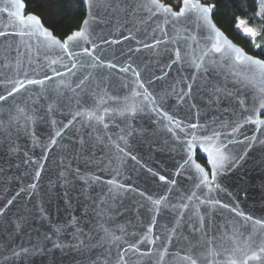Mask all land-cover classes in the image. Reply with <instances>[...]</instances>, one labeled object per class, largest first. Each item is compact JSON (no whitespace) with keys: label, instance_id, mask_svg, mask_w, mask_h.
<instances>
[{"label":"water","instance_id":"1","mask_svg":"<svg viewBox=\"0 0 264 264\" xmlns=\"http://www.w3.org/2000/svg\"><path fill=\"white\" fill-rule=\"evenodd\" d=\"M82 2L0 0V264H264V59L213 3Z\"/></svg>","mask_w":264,"mask_h":264},{"label":"trees","instance_id":"2","mask_svg":"<svg viewBox=\"0 0 264 264\" xmlns=\"http://www.w3.org/2000/svg\"><path fill=\"white\" fill-rule=\"evenodd\" d=\"M177 8L180 0H163ZM213 3V19L216 24L235 42L248 52L264 59V25L255 38L244 31L246 22L262 23L258 9L264 0H202ZM29 11L38 15L43 24L63 39L78 28L85 15L82 0H24ZM198 160H202L199 156Z\"/></svg>","mask_w":264,"mask_h":264},{"label":"snow or ice","instance_id":"3","mask_svg":"<svg viewBox=\"0 0 264 264\" xmlns=\"http://www.w3.org/2000/svg\"><path fill=\"white\" fill-rule=\"evenodd\" d=\"M150 3L153 6L157 7L158 9L162 7L160 5V3H159V0H150ZM184 4H185V6L187 8H197V9H199V11H201V12H203L205 14H207L210 10H212L214 8V5H209L207 7H200V5L198 3L197 4H191L190 0H184ZM22 6L23 5H20V4L16 5V7H18V8L22 7ZM164 11L171 12V9L170 8H164ZM184 12H185V7H182L179 13H173V15L174 16H180V15H183ZM20 19L21 20L27 19L28 21L34 22L36 24H39V20H38V18L35 15H29L27 18L20 17ZM205 19H206V16H205ZM244 31L246 33H251L253 36L255 35V33L252 32L250 29H244ZM0 34H3V33H0ZM44 34L48 35V33L46 31L44 32ZM83 36H84V30L82 29L79 32H75L73 34V36H70L68 39L72 40L74 37H83ZM225 50L226 51L235 52L236 60H238V61H248L250 63H258L257 61L252 60V58L244 55L242 53V51H240L239 49L233 48L227 41H224L223 43H220L219 42V33H217V43L213 44V47H212V49H210V51H214V52L220 53V52L225 51ZM29 83H38V82L37 81H29ZM21 87H23V85H21ZM15 91H16V89H13V92H15ZM9 94H11V93H9ZM3 99H5V97L0 96V100H3ZM261 107L264 108V104H261ZM193 127H195V125H193ZM57 135H59V133H57ZM161 179H164V178L161 177ZM261 251H264V249H261ZM192 264H196V261L193 260ZM231 264H235V261H232Z\"/></svg>","mask_w":264,"mask_h":264},{"label":"rangeland","instance_id":"4","mask_svg":"<svg viewBox=\"0 0 264 264\" xmlns=\"http://www.w3.org/2000/svg\"><path fill=\"white\" fill-rule=\"evenodd\" d=\"M258 15L262 19V23L246 22L245 26H244L245 29H250L252 32L255 33V35L253 36L251 33L245 32L246 34H248L252 38H255L256 36H258V34L260 33V29H261L262 25H264V1L261 3L260 8L258 9Z\"/></svg>","mask_w":264,"mask_h":264},{"label":"flooded vegetation","instance_id":"5","mask_svg":"<svg viewBox=\"0 0 264 264\" xmlns=\"http://www.w3.org/2000/svg\"><path fill=\"white\" fill-rule=\"evenodd\" d=\"M198 156H199L200 158H202V157L199 155V153H197L196 158H197ZM200 161L204 163V159H203V158H202V160H200Z\"/></svg>","mask_w":264,"mask_h":264}]
</instances>
